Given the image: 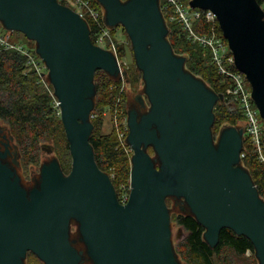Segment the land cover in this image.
<instances>
[{
    "label": "water",
    "instance_id": "obj_1",
    "mask_svg": "<svg viewBox=\"0 0 264 264\" xmlns=\"http://www.w3.org/2000/svg\"><path fill=\"white\" fill-rule=\"evenodd\" d=\"M98 1L108 25L123 24L130 35L151 104L139 121L135 111L128 119L127 141L134 151L129 201L120 203L90 143V118L98 111L94 98L100 99L95 73L115 78L127 71L112 52L93 43L86 21L60 0H0L4 28L37 44L72 156L68 174L54 160L43 165L39 187L28 191L20 145L9 126L0 124V144L10 142L19 161L16 172L0 161V264H25L29 251L44 264H82L84 251L73 245L74 220L94 264H180L170 198L190 206L210 246L227 226L252 241L264 264V199L242 168L246 135L232 126L216 144L212 132L214 107L224 95L187 70L186 57L174 52L160 0ZM189 5L216 15L264 121V9L257 0H189ZM149 145L154 148L146 150Z\"/></svg>",
    "mask_w": 264,
    "mask_h": 264
},
{
    "label": "trees",
    "instance_id": "obj_2",
    "mask_svg": "<svg viewBox=\"0 0 264 264\" xmlns=\"http://www.w3.org/2000/svg\"><path fill=\"white\" fill-rule=\"evenodd\" d=\"M183 1L188 2V0ZM257 1L260 5L264 4V0ZM92 2L99 4L97 0H92ZM163 3L162 0L160 4ZM164 17H167L166 14ZM167 24L170 33L169 42L174 52L177 55L185 50L188 52L186 59L188 70L195 76H201L204 82L208 80L207 82L211 84L210 88L215 93H222L225 96L228 83L219 75L217 67L212 61L210 50L192 43L178 22H168ZM88 25L91 40L94 41L96 26L92 23ZM209 28V23L204 19L197 20L194 24V29L198 34L207 33ZM218 29L220 30L219 26ZM111 32L114 33L115 28L112 27ZM29 50L35 52V47L29 48ZM106 86L107 84H100L97 87L104 92ZM118 91L113 92L114 97L111 99H116ZM108 93L104 92L106 97L110 94ZM225 97L215 104L214 124L219 125L225 122L233 126L237 125L240 114L229 110ZM60 111L56 98L50 94L36 70L28 65L27 56L17 49L0 47V119L10 125L24 154L31 155V162L38 160L40 143L52 141L56 146L60 144V157L62 159L64 156L69 158V160L60 163L62 170L66 173L68 164H72L70 160L72 156ZM91 115L93 131L90 143L94 150L95 160L99 168L112 178L114 188L119 196L121 187H127V181L130 178V152L127 147L121 145L116 130L106 134L101 133L102 116H97L94 112ZM242 151L245 154L241 160L242 166L249 172L253 184L256 185L261 198L264 199V162L259 159L257 150L247 136L244 137ZM177 223L187 231L184 241L178 246V253L186 264H234L232 259H229L226 254L224 255V251L230 250L237 256L245 255L248 250L255 253V247L248 237L237 235L227 226L221 230L218 243L215 246H210L204 238L205 227L193 214H179ZM26 264H44V262L35 253L29 252Z\"/></svg>",
    "mask_w": 264,
    "mask_h": 264
},
{
    "label": "rangeland",
    "instance_id": "obj_3",
    "mask_svg": "<svg viewBox=\"0 0 264 264\" xmlns=\"http://www.w3.org/2000/svg\"><path fill=\"white\" fill-rule=\"evenodd\" d=\"M4 27L5 26L0 21V31L5 33ZM112 34L117 43V50H118V56L120 58L119 61L121 64V68L122 70L127 71V75L126 76L121 75L114 78L113 75H110L105 71L96 74L97 84L98 85L107 84V86L104 88V92H109L110 94L108 93L109 95L106 97L104 92L100 91L99 89L100 99H98V97L94 98V104L97 106L98 111H93V112L97 116H102L103 118L101 133L106 134L116 130V132L119 134L121 145L127 147V150L130 152L129 161L132 167L131 158L133 155V150L127 141V137L129 135V126L127 120L128 114L131 110L141 109L136 97L142 96L144 98H147V94L145 92V81L142 78L143 77L142 71L138 68L136 64L133 53L134 50L129 35L127 34L123 26L116 27L115 32ZM10 36H11V42L24 45L28 49L29 48L32 49L34 47L36 49L37 46L36 42L34 40H30L29 38H27L25 34H23L22 32L12 31ZM169 41H170V36H169ZM178 55L184 56L187 59L188 52L185 50L184 52H181ZM186 69L188 70L187 65H186ZM45 71L47 73V76L45 78L44 85L48 89L50 94L56 98L54 87L51 83L48 70L46 69ZM197 77L203 79L201 76L197 75ZM207 81L205 80V83L210 88L211 84L210 82ZM115 90H119L118 95L115 99L116 102H114L115 100H113V98L111 99V97H114L113 92H115ZM226 104L229 110L232 111L233 110L232 103L230 101H227ZM0 124L8 125L10 128V125L4 120L0 119ZM232 126L233 125L229 123L223 122L222 124L217 125V128H212L213 129L212 132L214 131L213 135L215 137L216 144L223 129H228ZM242 126H243L242 123L239 122L237 123V125H234V127H236L237 130L242 129ZM122 134L123 136H121ZM43 144H48L49 146H46L45 150H42L41 147ZM50 148L53 149V152L51 153L48 152V149ZM59 149H60V144L56 146V144L53 143L52 141L42 142L39 145L37 162H31V155L30 154L25 155L24 152L22 151V147L20 146L25 189H32L35 187H39L43 165L49 164L54 160L58 161L59 162L58 164L63 163V161L65 160H69L67 156H64V159L60 157ZM70 160L72 163L71 158ZM71 166L72 164L71 165L68 164V168L66 169V174L70 172ZM242 168L244 167L242 166ZM245 171L247 170L245 169ZM127 183H126L127 186H129L130 178L127 181ZM168 206H169L171 227L175 235L176 253L178 254L180 264H186V262L182 259L181 255L178 253V246L184 241L187 235V231L177 223V216L179 214H189V213L193 214V212L190 206L184 202L183 198H170L168 200ZM72 239H73V245L76 246L77 249L84 251L82 264H94L93 260L90 259L91 257H89L87 253V247L83 241L79 229V223L78 221L75 220L72 221ZM225 254L229 259L233 260L234 264H259V260L256 256V253L251 252L250 250H248L246 254L243 256L242 255L237 256L234 253H232L230 250H227L226 252L224 251V255ZM25 263H27V259L25 260Z\"/></svg>",
    "mask_w": 264,
    "mask_h": 264
},
{
    "label": "built area",
    "instance_id": "obj_4",
    "mask_svg": "<svg viewBox=\"0 0 264 264\" xmlns=\"http://www.w3.org/2000/svg\"><path fill=\"white\" fill-rule=\"evenodd\" d=\"M163 1L164 3L160 4V6L163 16L164 14L167 16L164 17L165 22H178L192 43L199 44L210 50L212 61L217 67L219 75L228 83L226 97H224L232 103V111L240 114L238 122L243 125V135L250 138L251 143L258 152L259 159L264 162V121L260 117L259 110L252 98L251 86L248 80L236 68L235 59L228 46V42L224 38L222 31H220L221 29H218L219 24L216 15L211 10L191 8L189 2L185 3L181 0ZM60 2L78 13L86 21L87 25L89 23L95 24L96 31L94 32L95 40L93 43L109 50L116 60H120L117 43L111 32L112 27L108 25L105 10L99 1L98 5L92 2V0H60ZM261 6L264 9V4ZM200 19H204L209 23V31L205 34H198L194 29L195 22ZM11 32L7 28H5V33L0 31V47L21 51L27 56L28 65L35 69L40 75L41 81L45 82L47 76L45 70H48L45 62L40 58L36 50L32 52L24 45L11 42ZM130 188L131 184L127 187H121V193L118 196L120 203H128Z\"/></svg>",
    "mask_w": 264,
    "mask_h": 264
},
{
    "label": "flooded vegetation",
    "instance_id": "obj_5",
    "mask_svg": "<svg viewBox=\"0 0 264 264\" xmlns=\"http://www.w3.org/2000/svg\"><path fill=\"white\" fill-rule=\"evenodd\" d=\"M122 3H125V2H127V0H120ZM159 4V8H160V3H158ZM103 6V5H102ZM103 8H104V10H105V15L107 14V12H106V9H105V7L103 6ZM161 11V10H160ZM163 16V15H162ZM164 19V18H163ZM107 20V19H106ZM115 26H123V28L125 29V31L127 32V30H126V28H125V26L123 25V24H117V25H115ZM115 26H113V27H115ZM127 34H128V32H127ZM129 35V34H128ZM129 37H130V35H129ZM130 40H131V38H130ZM132 42V41H131ZM97 71H99V70H97ZM96 71V72H97ZM96 74V73H95ZM136 99L138 100V102H139V105H140V107H141V109L140 110H131L130 112H129V114H128V119L130 118V113L132 112V111H135V113H136V119L139 121L141 118H142V116L144 115V114H146V113H148L149 112V110H150V108H151V104H150V101H149V98H148V96H147V98H144V97H142V96H138V97H136ZM147 108V109H146ZM142 111V112H141ZM127 119V120H128ZM129 121V120H128ZM14 138L13 137H11V140H13ZM14 147H17L16 145L14 146ZM149 147H153L154 148V146L153 145H149V146H147V148H146V150L149 148ZM15 152H12V149H11V147H10V142H8V141H2V143L0 144V161L3 163V164H5L6 166H8V167H10L11 169H13L15 172H16V167L15 166H17V165H19V161H18V152L16 151V150H14ZM134 152V151H133ZM148 152V151H147ZM28 191L29 190H31V189H27ZM29 252H31V251H29ZM29 252H27V255H28V253ZM26 259H27V256H26ZM25 259V260H26ZM26 264V263H25Z\"/></svg>",
    "mask_w": 264,
    "mask_h": 264
}]
</instances>
